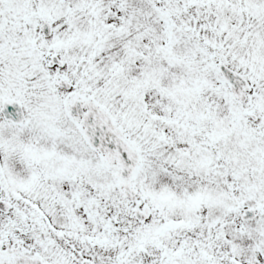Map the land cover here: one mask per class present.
I'll return each mask as SVG.
<instances>
[{
    "label": "snow or ice",
    "instance_id": "snow-or-ice-1",
    "mask_svg": "<svg viewBox=\"0 0 264 264\" xmlns=\"http://www.w3.org/2000/svg\"><path fill=\"white\" fill-rule=\"evenodd\" d=\"M0 264H264V0H0Z\"/></svg>",
    "mask_w": 264,
    "mask_h": 264
}]
</instances>
